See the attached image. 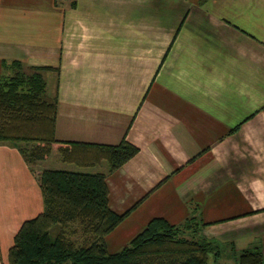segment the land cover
Masks as SVG:
<instances>
[{"label": "crops", "instance_id": "obj_1", "mask_svg": "<svg viewBox=\"0 0 264 264\" xmlns=\"http://www.w3.org/2000/svg\"><path fill=\"white\" fill-rule=\"evenodd\" d=\"M12 60L50 67L56 139L138 147L110 173L88 167L114 212L131 208L109 252L154 217L195 213L206 236L238 252L258 240L264 257V0H0V76ZM53 154L33 167H60ZM42 209L30 166L0 142V264Z\"/></svg>", "mask_w": 264, "mask_h": 264}, {"label": "trees", "instance_id": "obj_2", "mask_svg": "<svg viewBox=\"0 0 264 264\" xmlns=\"http://www.w3.org/2000/svg\"><path fill=\"white\" fill-rule=\"evenodd\" d=\"M2 64L0 142L18 149L43 201L42 211L14 234L7 264H206L210 254L219 257L217 241L203 233L206 223L195 213L176 224L154 217L119 251L109 252L104 237L131 208L122 213L110 208L106 173L33 166L54 153L82 168L106 161L110 173L138 147L125 136L114 144L56 139L57 98L47 95L42 75L50 67L28 66L26 71L17 60ZM236 264H264L260 246L241 249Z\"/></svg>", "mask_w": 264, "mask_h": 264}, {"label": "rangeland", "instance_id": "obj_3", "mask_svg": "<svg viewBox=\"0 0 264 264\" xmlns=\"http://www.w3.org/2000/svg\"><path fill=\"white\" fill-rule=\"evenodd\" d=\"M54 156V154H53ZM62 165L60 167H56V169H66V170H74V171H81V172H91L94 173L95 171L90 169V168H82V167H78L77 165L73 164V163H66V162H61ZM60 163V164H61ZM104 165L107 166L106 161L104 162ZM84 169V170H82ZM217 244L219 245L218 250L220 252L219 257L214 258L212 254L209 255L208 257V261L206 264H236V256H237V252L238 250H233L231 247V244L227 243V244H223L221 242H219L218 240ZM258 240H256V245H260V243L257 242Z\"/></svg>", "mask_w": 264, "mask_h": 264}]
</instances>
